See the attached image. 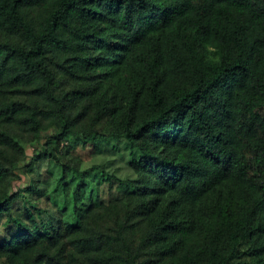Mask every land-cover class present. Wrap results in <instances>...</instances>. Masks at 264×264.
Masks as SVG:
<instances>
[{
    "label": "trees",
    "instance_id": "trees-1",
    "mask_svg": "<svg viewBox=\"0 0 264 264\" xmlns=\"http://www.w3.org/2000/svg\"><path fill=\"white\" fill-rule=\"evenodd\" d=\"M0 264H264V0H0Z\"/></svg>",
    "mask_w": 264,
    "mask_h": 264
},
{
    "label": "rangeland",
    "instance_id": "rangeland-1",
    "mask_svg": "<svg viewBox=\"0 0 264 264\" xmlns=\"http://www.w3.org/2000/svg\"><path fill=\"white\" fill-rule=\"evenodd\" d=\"M45 140V139H44ZM91 145L87 148L77 147V154L82 160L81 168L86 169L93 164H102L110 172H116L117 176L127 177L131 173L129 169L130 148L123 141H103L94 151L91 150ZM34 147L28 146V153H33ZM30 160V159H28ZM25 181H18L15 186H25Z\"/></svg>",
    "mask_w": 264,
    "mask_h": 264
}]
</instances>
